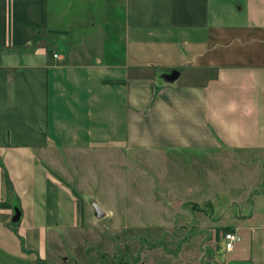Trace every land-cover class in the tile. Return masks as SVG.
I'll return each instance as SVG.
<instances>
[{"label":"crops","instance_id":"obj_1","mask_svg":"<svg viewBox=\"0 0 264 264\" xmlns=\"http://www.w3.org/2000/svg\"><path fill=\"white\" fill-rule=\"evenodd\" d=\"M87 1L0 0V264H56L103 148L264 168V0ZM262 171L224 196L239 241L209 264H264Z\"/></svg>","mask_w":264,"mask_h":264},{"label":"rangeland","instance_id":"obj_2","mask_svg":"<svg viewBox=\"0 0 264 264\" xmlns=\"http://www.w3.org/2000/svg\"><path fill=\"white\" fill-rule=\"evenodd\" d=\"M90 2L99 13L97 0L87 4ZM227 155L222 151L215 153V158H221L207 159L181 152L136 150L118 157V152L107 148L88 154L76 164L83 177L79 186L83 195L78 197L87 218H83L73 241L70 239L71 246L66 244L52 261L217 263L225 255L222 237L229 232L231 214H235L224 196H245L239 184L258 179L262 169L264 176L262 165L253 169L244 166L241 159H233L235 155ZM260 164L264 165V160ZM83 196L86 199L82 200ZM92 201L105 217L94 218ZM211 253L213 260L208 256Z\"/></svg>","mask_w":264,"mask_h":264},{"label":"water","instance_id":"obj_3","mask_svg":"<svg viewBox=\"0 0 264 264\" xmlns=\"http://www.w3.org/2000/svg\"><path fill=\"white\" fill-rule=\"evenodd\" d=\"M176 73L177 72L175 70H172V71H170V73L168 75H166V78L167 79H172V78H174L176 76ZM90 205L92 207V212H93L94 218L100 219V218H102L104 216L103 210L101 209V207L97 203L92 201V202H90ZM18 218H19V212L16 211L15 215L13 217V221H17Z\"/></svg>","mask_w":264,"mask_h":264},{"label":"built area","instance_id":"obj_4","mask_svg":"<svg viewBox=\"0 0 264 264\" xmlns=\"http://www.w3.org/2000/svg\"><path fill=\"white\" fill-rule=\"evenodd\" d=\"M222 240L224 250L230 251L232 249L233 244L239 241V237L234 233L227 232L224 233Z\"/></svg>","mask_w":264,"mask_h":264},{"label":"trees","instance_id":"obj_5","mask_svg":"<svg viewBox=\"0 0 264 264\" xmlns=\"http://www.w3.org/2000/svg\"><path fill=\"white\" fill-rule=\"evenodd\" d=\"M105 82H118L119 80H104Z\"/></svg>","mask_w":264,"mask_h":264}]
</instances>
